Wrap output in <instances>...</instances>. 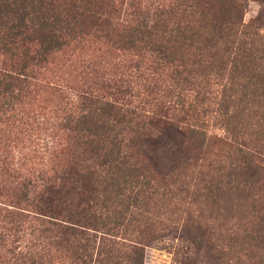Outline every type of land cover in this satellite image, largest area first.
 Wrapping results in <instances>:
<instances>
[{
	"label": "trees",
	"instance_id": "obj_1",
	"mask_svg": "<svg viewBox=\"0 0 264 264\" xmlns=\"http://www.w3.org/2000/svg\"><path fill=\"white\" fill-rule=\"evenodd\" d=\"M249 1L264 3L0 0L5 129L41 93L65 97L69 63L88 79L52 106L59 135L45 164L0 157V264H142L166 211L232 193L242 223L182 227L213 264H264V12L243 22ZM117 57L131 75L100 66ZM208 119L225 139L208 140ZM168 129L193 155L182 176L159 174L142 149Z\"/></svg>",
	"mask_w": 264,
	"mask_h": 264
},
{
	"label": "rangeland",
	"instance_id": "obj_2",
	"mask_svg": "<svg viewBox=\"0 0 264 264\" xmlns=\"http://www.w3.org/2000/svg\"><path fill=\"white\" fill-rule=\"evenodd\" d=\"M263 12L264 3L249 1L244 9L243 22L246 23ZM91 49L92 46H89V50ZM87 55L89 54H86V57ZM92 55L95 56L94 59H99V57H96L97 53L94 52ZM107 60L109 61L107 63L100 60V66H104L106 71L112 68L111 72L118 73L114 74V76L122 78L126 77V75H131L128 69L121 66L122 64L126 65L124 58H108ZM1 63L2 57L0 54V67ZM121 72L124 75H120ZM110 74L112 73L108 72V75ZM149 76L145 72V75L136 81L143 83L146 80L145 82L148 83ZM59 77L57 78L59 80L57 83L64 88L66 87L67 90L66 92L63 91L65 96L63 99H61V96L55 95L54 99L48 101V95L41 93L33 105L26 108L28 112L26 117L23 115V124L18 126L15 124V127L5 129L0 122V157H13L14 162H18L17 167L20 170L30 167L36 170L42 164H45L51 153L49 147L56 145L59 135L53 128L55 118H53L52 106L62 105V102L68 100L69 94L72 95L73 92L72 83L88 82V79L81 73L78 62L75 61L65 66L60 71ZM205 122V129L210 142H214L217 139H225L223 131L212 119H208ZM3 130L6 132H3ZM153 137H155L154 141L145 143L142 149L158 173L166 176L170 173V170L179 168L177 171L178 175L187 174L193 155L182 149L181 138L178 133L174 129L164 130V132L155 131ZM22 163H25L26 166L23 165L22 167L20 165ZM234 195V193L227 196L220 194V196L212 200L209 198L201 204L189 206L184 204V207H190L186 212L175 211L172 208L166 211L163 216L158 218L160 225L154 231L153 238L144 247L142 264H213V250L193 242L184 231L182 225L187 219L200 220L209 226L208 230L213 235H217L219 232L224 233L221 224H225L226 228H228L232 224L242 223V220L247 218V216L243 212H234L228 209L230 205L234 206L235 203H239L235 201ZM228 244H231V242ZM259 255L262 256L264 253Z\"/></svg>",
	"mask_w": 264,
	"mask_h": 264
}]
</instances>
